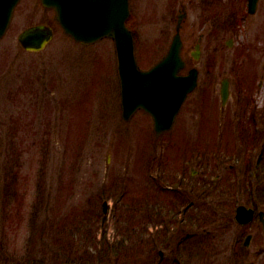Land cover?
I'll return each mask as SVG.
<instances>
[{"label": "rangeland", "instance_id": "obj_1", "mask_svg": "<svg viewBox=\"0 0 264 264\" xmlns=\"http://www.w3.org/2000/svg\"><path fill=\"white\" fill-rule=\"evenodd\" d=\"M202 1L130 0L141 68L166 52L184 3L185 50L204 33L190 62L199 85L157 137L143 111L121 118L113 41L77 43L39 0H21L0 38V264H140L137 221L145 224L149 201L173 198L164 189L172 181L240 187L220 208L228 217L230 206L264 192V0L240 29L246 0H219V28ZM34 23L51 25L54 36L29 52L17 36Z\"/></svg>", "mask_w": 264, "mask_h": 264}, {"label": "flooded vegetation", "instance_id": "obj_2", "mask_svg": "<svg viewBox=\"0 0 264 264\" xmlns=\"http://www.w3.org/2000/svg\"><path fill=\"white\" fill-rule=\"evenodd\" d=\"M218 3L219 0H203L201 9L207 13L206 21L215 23L219 28L222 24ZM259 5L260 0L256 11L249 13L246 0L242 9L244 11L241 12L242 16L238 17L239 22L236 25L245 22V14L255 15ZM187 8L184 3V19L188 15ZM240 36L239 30L234 32V37ZM203 37L204 33H201L194 40L192 48L187 50L183 41L182 54L187 69L193 66L190 62L199 59ZM204 96L205 94L202 99L206 98ZM191 172L194 173L193 170ZM179 182L182 187L171 189L173 198L168 203L165 202L162 206L160 201L151 200L143 207L148 217L144 215L145 224L143 219L138 222L137 239L142 249L139 250L142 257L140 264H241V254L245 258L243 264H264L262 189L246 202L230 206L229 210L234 206L235 208L233 215L228 217V210L223 211L220 208L229 207V202L233 200L231 195L234 191H239L240 187H236V190L231 187H208L205 179L201 181V187H186L181 179ZM239 206H244L247 210L243 209L244 213L240 216L241 219L245 218L242 223L235 215ZM166 209V214L160 215L164 214ZM223 212L227 219L222 217ZM197 229L202 231H196Z\"/></svg>", "mask_w": 264, "mask_h": 264}, {"label": "water", "instance_id": "obj_3", "mask_svg": "<svg viewBox=\"0 0 264 264\" xmlns=\"http://www.w3.org/2000/svg\"><path fill=\"white\" fill-rule=\"evenodd\" d=\"M19 0H0V37L4 35ZM257 0H250L251 10ZM55 10L64 32L76 41L93 43L110 37L115 43L121 82L123 116L128 119L138 108H144L154 120L157 135L168 130L185 99L196 85L197 70L179 75L185 63L181 57L180 25L173 35L166 54L151 68L138 67L132 33L125 21L129 16L128 0H41ZM46 25L25 28L18 40L28 50H40L52 38ZM228 93L227 82L222 87L223 100Z\"/></svg>", "mask_w": 264, "mask_h": 264}, {"label": "trees", "instance_id": "obj_4", "mask_svg": "<svg viewBox=\"0 0 264 264\" xmlns=\"http://www.w3.org/2000/svg\"><path fill=\"white\" fill-rule=\"evenodd\" d=\"M74 240V239H73ZM75 241V240H74ZM62 248H63V246L62 247H60V249H59V251H61L62 250Z\"/></svg>", "mask_w": 264, "mask_h": 264}]
</instances>
